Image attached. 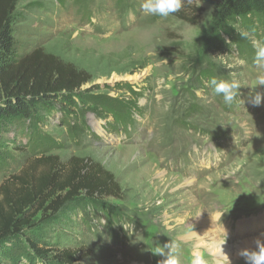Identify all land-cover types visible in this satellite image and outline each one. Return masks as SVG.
<instances>
[{"label":"rangeland","instance_id":"1","mask_svg":"<svg viewBox=\"0 0 264 264\" xmlns=\"http://www.w3.org/2000/svg\"><path fill=\"white\" fill-rule=\"evenodd\" d=\"M85 2L19 0L13 35L20 55L41 50L87 71L92 79L82 93L135 107L123 128L88 106L78 117L87 129L75 141L64 121L74 117L70 107L55 100L56 112L35 114L39 131L59 143L46 155L101 164L121 194H81L56 213H36L0 249V264H62L55 255L67 250L78 252L77 264H160L165 257L153 252L171 241L180 245V264L197 257L202 264H245L205 245L213 237L234 247L245 237L264 239V103H249L260 71L253 43L264 42V30L257 22L252 31L232 25L247 33L243 52L233 42L210 45L229 0H186L167 18L145 15L142 0ZM213 76L240 81L231 106L207 86ZM127 82L135 93L123 89ZM28 126L0 118V185L40 156L28 147ZM238 222L255 227L239 233ZM214 225L218 232L206 228Z\"/></svg>","mask_w":264,"mask_h":264},{"label":"trees","instance_id":"2","mask_svg":"<svg viewBox=\"0 0 264 264\" xmlns=\"http://www.w3.org/2000/svg\"><path fill=\"white\" fill-rule=\"evenodd\" d=\"M18 1L0 0V118L27 123L28 130L32 131L28 147L40 156L0 185V249L30 225L40 211L45 215L56 213L81 194L98 198L119 197L121 194V186L114 175L101 164L75 156L65 163L58 156L46 155L59 143L39 131L37 110L56 112L55 100L70 107L75 112L72 114L74 117L64 121L73 141L87 129L86 123L78 117L88 106L98 115L112 117L110 124L123 128H127L136 111L132 103L123 98L91 90L82 93L81 88L91 81V75L52 54L41 50L18 54L12 22ZM57 1L65 4L67 0ZM72 1L86 3V0ZM117 1L122 3L126 0ZM254 22L264 30V0H229L214 21L209 35L210 45L233 42L245 52L248 44L232 25L236 23L252 31ZM123 85V89L135 93L132 84L127 82ZM76 97L82 98L81 102ZM40 165L45 169L37 171ZM31 247L38 253L42 252L35 244ZM55 257L62 264H77L79 261L75 250L58 252Z\"/></svg>","mask_w":264,"mask_h":264},{"label":"clouds","instance_id":"3","mask_svg":"<svg viewBox=\"0 0 264 264\" xmlns=\"http://www.w3.org/2000/svg\"><path fill=\"white\" fill-rule=\"evenodd\" d=\"M185 2L186 0H142L141 9L145 15L167 18L181 11ZM239 34L241 38L247 37L246 32H240ZM253 47L255 49L254 64L260 71L256 73L255 85L251 86L249 103L259 106L261 103H264V91L257 90L264 86V42L256 41L253 43ZM207 86L212 90L214 95L222 96L224 103L231 106L236 101L242 85L235 78L224 79L213 76L207 81ZM179 249L180 245L175 241H171L163 246L159 245L156 251L152 252L165 257V259L160 261V264H180ZM238 255L245 260V264H264V239L258 237L255 240L254 248H241ZM193 264H201L200 258L197 257L193 261Z\"/></svg>","mask_w":264,"mask_h":264},{"label":"bare ground","instance_id":"4","mask_svg":"<svg viewBox=\"0 0 264 264\" xmlns=\"http://www.w3.org/2000/svg\"><path fill=\"white\" fill-rule=\"evenodd\" d=\"M212 220L214 221L213 218H212ZM242 221H240V222H242ZM204 223H206V221H204ZM252 226L253 225L248 224L247 222L245 224L244 223L243 224H239V222H238V227L239 228H237L236 231L239 232V233H243L244 230H246L247 228L252 227ZM253 227H255V226H253ZM206 228H208L209 231H215V230L217 231L215 225H214V227L208 226ZM200 235H201V233H200ZM257 238L252 239V241H250L249 237L242 238V239L239 240V242H238L239 244L237 245V247H234L233 245L231 246L229 243H227L226 241H224L222 239H218L216 237H213L212 241L209 244L205 245V246H209L210 250L213 251L216 254H221L224 257H226V256L230 257L233 253L238 254V252H239V250L241 248H244V247L251 248L255 244V240ZM201 264H202V262H201Z\"/></svg>","mask_w":264,"mask_h":264}]
</instances>
